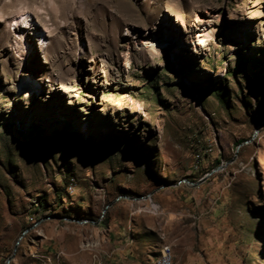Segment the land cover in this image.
<instances>
[{
    "label": "rangeland",
    "instance_id": "1",
    "mask_svg": "<svg viewBox=\"0 0 264 264\" xmlns=\"http://www.w3.org/2000/svg\"><path fill=\"white\" fill-rule=\"evenodd\" d=\"M22 8L47 41L0 21V264H264V0Z\"/></svg>",
    "mask_w": 264,
    "mask_h": 264
},
{
    "label": "bare ground",
    "instance_id": "2",
    "mask_svg": "<svg viewBox=\"0 0 264 264\" xmlns=\"http://www.w3.org/2000/svg\"><path fill=\"white\" fill-rule=\"evenodd\" d=\"M56 9V8H55ZM58 11V10H57ZM164 19V14H161V18L159 20L160 22V27L158 29L164 33L162 29V20ZM0 21H6L7 27L11 29L13 27V31L17 32L20 36L19 38L25 39V35H29L31 39V34H34L40 38L42 42H46L47 35H44L42 31H39L38 27L35 26V23H33V16L32 14L28 11V9L22 8L20 10V13L18 15L13 16L11 19H7L4 15V13H0ZM26 43V47L29 48V44ZM159 43V42H158ZM23 88L26 90H32V89H37L34 84H31L30 82H24L21 85ZM143 211V210H141ZM154 214L156 213L157 209L156 207L150 210ZM167 246V247H165ZM168 251V254H167ZM162 256H166V264H173V252H172V247L168 243H163L160 247V253L159 255L152 261L151 264H157V263H162Z\"/></svg>",
    "mask_w": 264,
    "mask_h": 264
},
{
    "label": "water",
    "instance_id": "3",
    "mask_svg": "<svg viewBox=\"0 0 264 264\" xmlns=\"http://www.w3.org/2000/svg\"><path fill=\"white\" fill-rule=\"evenodd\" d=\"M258 127V126H257ZM255 132H257V128H256V130H255ZM220 168V165H218L214 170H216V169H219ZM214 170H212V171H214ZM209 175V173H206L203 177H201V178H199L197 181H195V182H192V181H189L188 179H182V181H184V182H187L188 184H190V185H197V184H199V183H201V182H203L206 178H207V176ZM153 192H150V193H147V194H145V195H140L139 197H136V198H134V199H137V198H139V199H141V198H148V197H150L151 196V194H152ZM85 221H88L87 219H82V220H80L79 222H85ZM91 221V220H90ZM91 222H95V221H91ZM27 229H25L23 232H22V234L20 235V237L19 238H21L22 237V235H23V233L26 231ZM18 243V241L16 242V244Z\"/></svg>",
    "mask_w": 264,
    "mask_h": 264
},
{
    "label": "built area",
    "instance_id": "4",
    "mask_svg": "<svg viewBox=\"0 0 264 264\" xmlns=\"http://www.w3.org/2000/svg\"><path fill=\"white\" fill-rule=\"evenodd\" d=\"M167 254H168V251H167ZM157 264H166V256H162V263H157Z\"/></svg>",
    "mask_w": 264,
    "mask_h": 264
}]
</instances>
